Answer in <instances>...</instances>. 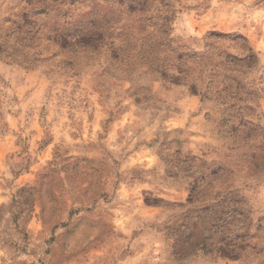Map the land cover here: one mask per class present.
<instances>
[{
	"label": "rangeland",
	"instance_id": "1",
	"mask_svg": "<svg viewBox=\"0 0 264 264\" xmlns=\"http://www.w3.org/2000/svg\"><path fill=\"white\" fill-rule=\"evenodd\" d=\"M27 3L0 0V264H264V0ZM63 11L98 48L47 45Z\"/></svg>",
	"mask_w": 264,
	"mask_h": 264
},
{
	"label": "trees",
	"instance_id": "2",
	"mask_svg": "<svg viewBox=\"0 0 264 264\" xmlns=\"http://www.w3.org/2000/svg\"><path fill=\"white\" fill-rule=\"evenodd\" d=\"M27 2L28 3L26 5L28 6L30 5L37 6L40 4L41 10L44 12H47L46 7L53 6L54 3L60 2V0H37L36 3L31 2V0H27ZM63 13H64V16L62 15L63 17L65 18L68 17L69 19H72V20H68V19L65 20L64 18L63 23H67L69 25L75 21L74 23L76 24L71 25V27H66L64 24L61 25V23L57 24L59 19H63V17L59 18L56 21V25L54 24L53 27L49 29L48 33H46L47 34L46 36L48 37V39H51V41L47 43L48 46L53 47L56 50H61V51L67 49L66 50L67 52H71V53L77 52L78 54L82 52H86L85 49H87L88 51L91 50L93 52L95 48L99 47L98 42H99V39H101L102 37H99L97 35L100 33L98 29L99 25L95 17L92 18V16L87 15L86 17L84 16L80 19H76L73 21V18L69 17L72 15H68L69 13H67L66 11H63ZM22 14H24L23 15L25 19L24 22L28 20L30 21V19L28 18V16H30L28 15L29 14L28 11H24ZM24 22L19 23V25H23ZM62 43H64L65 45ZM173 51H174V54L168 57L169 58L168 61L172 65L178 64L179 66H182L183 68L184 65L186 64L183 61L182 53L176 49H173ZM84 56L85 55H83V57ZM190 56H193V55H190Z\"/></svg>",
	"mask_w": 264,
	"mask_h": 264
}]
</instances>
